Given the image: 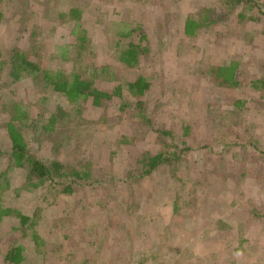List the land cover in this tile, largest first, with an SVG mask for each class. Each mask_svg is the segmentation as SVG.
<instances>
[{
  "label": "rangeland",
  "instance_id": "374dc122",
  "mask_svg": "<svg viewBox=\"0 0 264 264\" xmlns=\"http://www.w3.org/2000/svg\"><path fill=\"white\" fill-rule=\"evenodd\" d=\"M75 6L79 21L68 16ZM0 10V206L34 216L26 235L16 215L0 220V264L15 244L21 264H264V0H0ZM187 17L201 26L191 36ZM129 28L152 47L140 70L155 127L81 100L45 129L66 103L42 75L71 74L66 53L83 51L81 37L87 76L103 89L122 84L133 99V71L116 46ZM14 47L40 62L38 77L11 82ZM234 62L240 85L221 86L212 68ZM15 103L29 111L17 123L40 160L85 165L92 178L71 194L60 193L61 178L48 182L52 193L29 186L6 131ZM123 135L128 144L118 143ZM143 152L167 157L145 177Z\"/></svg>",
  "mask_w": 264,
  "mask_h": 264
},
{
  "label": "trees",
  "instance_id": "16d2710c",
  "mask_svg": "<svg viewBox=\"0 0 264 264\" xmlns=\"http://www.w3.org/2000/svg\"><path fill=\"white\" fill-rule=\"evenodd\" d=\"M243 2L250 4L253 3V0H226V3L233 7L240 5ZM62 14L61 16L64 17ZM3 16V12L0 10V23L3 20ZM68 16L73 17L77 21L82 19L81 10L77 6L72 7ZM199 24V21L195 18L187 17L184 26L185 34L189 36L196 34L201 27ZM135 30V28H129V30H126L125 32H119L120 34L117 37L116 42V46L119 49V61L122 62L126 68L133 71L132 74L134 78L128 83V89L131 94L130 97L133 96V99L130 100L124 97L125 92L122 84L115 85L112 90L103 89L97 85L96 81L93 80L91 76H87L91 67H86L85 69L83 63L79 62L77 57L83 53L85 47L86 38L81 37V48L83 51L79 53H77V51L66 53L73 58L74 62L71 74H65L63 72L65 74L63 75L61 73H56L55 70H52L51 72L48 69H45L42 75L46 87L50 88L56 96H59L60 99L66 103V105H57L59 109L48 118L47 126L44 127L45 129L53 130L59 117H63L65 120L67 114L70 115L69 106H72L73 104L72 115H74L77 107H81L84 104L81 100L91 101V105L96 109H104L108 107L113 110H118L119 112L135 111L133 114H135L136 117L138 115L143 119H146L148 124L155 127L156 121L154 119L159 111L156 107L152 108V106L146 101L150 92V82L148 81V77L145 76L144 71L140 70V65L145 63L144 61L146 57L150 55L152 47L150 46V40L147 39L148 36H130ZM40 66V62H37L35 58L29 57L26 51L21 50L19 47H14L10 58L11 82H17L24 76L31 75L33 78L38 77L39 72L42 71ZM212 69L221 86L236 87L240 85L236 62L228 66H214ZM108 70L109 66L106 65L102 68L101 73H107ZM17 104L18 103H15L14 106L11 107L15 114L13 117H10L6 123V131L11 141V157L20 169L26 171L29 186H33L36 190H44L52 193L51 190L48 189V182H54L55 178H61L65 182V185L62 188L63 192L60 193L71 194L76 186H78L77 183L79 181L92 178V173L90 171L83 170L88 169L85 165L82 169H70L65 163L58 160H55L50 164L40 160V158L33 153L30 142L25 139L22 132L19 130L17 123L22 117H28L30 115L29 111H26L23 105ZM150 109L152 112H150ZM79 110L82 109L79 108ZM39 116L42 117V114H37V117ZM185 128L189 129L190 127L186 125ZM155 130L163 135L172 136V132L170 131L171 128H155ZM129 141L128 137L123 135L118 143L128 144ZM175 152L177 151H172L170 153L176 156L177 154ZM166 158L167 157H165L162 152L157 154H149L148 152L141 153L138 158L141 175L145 177L152 174V172L155 171ZM12 215L19 217L21 230L24 235H26L28 228L31 227L34 221V216L27 212L18 211L15 213V210L11 207L3 208L0 206V220H2L3 216ZM35 237L38 238L36 234ZM5 255V264H21L25 260V255L20 245H12L7 249Z\"/></svg>",
  "mask_w": 264,
  "mask_h": 264
}]
</instances>
